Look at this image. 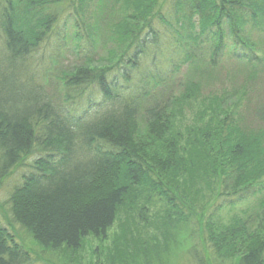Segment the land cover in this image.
<instances>
[{
    "label": "trees",
    "instance_id": "16d2710c",
    "mask_svg": "<svg viewBox=\"0 0 264 264\" xmlns=\"http://www.w3.org/2000/svg\"><path fill=\"white\" fill-rule=\"evenodd\" d=\"M157 20L180 58L168 71L187 66L179 94ZM230 62L241 82L205 88ZM263 83L264 0H0V184L29 168L0 214V264L40 261L12 224L76 251L123 208L148 232L124 225L112 264H264V127L243 123ZM222 200L247 208L225 220Z\"/></svg>",
    "mask_w": 264,
    "mask_h": 264
},
{
    "label": "rangeland",
    "instance_id": "374dc122",
    "mask_svg": "<svg viewBox=\"0 0 264 264\" xmlns=\"http://www.w3.org/2000/svg\"><path fill=\"white\" fill-rule=\"evenodd\" d=\"M97 4H91V7L88 8V12H94ZM94 10V11H93ZM69 12V10H68ZM157 28L162 33V40L164 41L163 44V50L162 53L167 56L163 57L165 58L164 61H161L158 57L156 60L157 64L162 65V67L168 71V69L171 68L170 63L177 62L180 63V58L172 59L171 56H169V50L168 47V41H169V35L170 31H168V27L160 22L159 20L156 21ZM114 45H107L96 56V60L98 59L100 62L96 63V66H104L105 60L104 58L107 57L109 50L112 48H115ZM117 51V48H116ZM158 56L162 57V54H159ZM169 57V58H168ZM97 60V61H98ZM62 66H65V69H72L77 64V60L74 56L71 54L67 55V59H64L61 61ZM143 67H148L152 64V59L150 55H145V58L143 59ZM154 65V64H153ZM151 65V66H153ZM238 68L232 64L231 62L226 66V68L223 70L224 73L220 74L218 77H214L210 83H213L210 87L206 84L204 85L205 88H208L209 91H219L221 92L224 87L228 88L229 91H232V87L237 82H241V77L239 76L240 73H238ZM174 71V70H173ZM167 73L169 76L168 83H165V85H168L170 87V90H167L166 92L169 93L170 91L174 90V93H180L182 89L184 88V82L185 75L187 74V66H182L179 71L176 72H170ZM229 75V79L225 78L226 75ZM235 76V80L234 77ZM209 83V84H210ZM259 92L255 93L254 98L251 101V107L249 109H243L244 112V121L243 123L251 128H260L264 127V120L260 119L256 116L255 110L257 106L261 105L264 102V83L260 86ZM172 89V90H171ZM159 92H161V89H157ZM261 90V91H260ZM160 94V93H158ZM186 122L192 121V111H195L194 108L191 106L186 108ZM29 171V168H21L17 170L13 176L8 180L5 181L3 184H0V205L3 207L0 208V214L3 220L6 222V219H9V215L7 214L9 212V205L7 203V200L10 196L11 190L13 185L16 182L20 181L21 175L25 172ZM153 201L156 202L154 207L150 209V211H147V214L152 217V214L156 212L157 209H162L160 206V203L157 198H153ZM207 201V199H206ZM219 204H224V206L221 208V210H217V207ZM226 201H219L217 207L211 208L210 211H214L216 215L225 217V220H227L231 215L239 213L241 210L246 209L247 205L243 206H237L236 208H230L228 205L226 206ZM160 206V207H159ZM136 212H134V215L126 216V210L123 208L118 215L117 220L113 224V226L109 229L106 236L103 237H95V236H89L85 238L84 242L82 243V246L74 251L71 249H67L65 246L59 248V249H51L44 247L40 245L38 242L33 241V239L29 238V236L24 232V230L19 226L15 224H12L14 230L18 231L19 236L21 239H23L24 243L28 246V248L33 252L32 256L34 258H37L38 261L36 264H112L113 262V256L115 255L114 251V245H115V239L116 236L121 234V230L123 226L125 227H131L135 230L148 232L146 229L145 220H140V218H137ZM6 216V217H5ZM8 217V218H7ZM148 225V224H147ZM151 230L155 231V226L151 227ZM185 261V262H184ZM182 264H192L188 260H184Z\"/></svg>",
    "mask_w": 264,
    "mask_h": 264
}]
</instances>
